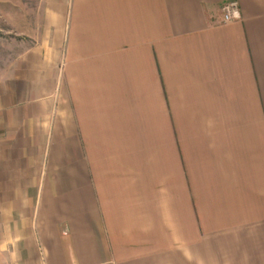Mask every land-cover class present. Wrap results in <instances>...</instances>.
Returning <instances> with one entry per match:
<instances>
[{"label":"crops","instance_id":"crops-1","mask_svg":"<svg viewBox=\"0 0 264 264\" xmlns=\"http://www.w3.org/2000/svg\"><path fill=\"white\" fill-rule=\"evenodd\" d=\"M226 1L36 4L0 68V264H264V0Z\"/></svg>","mask_w":264,"mask_h":264},{"label":"rangeland","instance_id":"rangeland-1","mask_svg":"<svg viewBox=\"0 0 264 264\" xmlns=\"http://www.w3.org/2000/svg\"><path fill=\"white\" fill-rule=\"evenodd\" d=\"M39 2L42 8L51 0H0V68L14 55L10 54L11 51L19 46L21 26L33 28L37 14L35 8ZM44 13L48 12L40 9V19ZM28 43L31 44V39H28Z\"/></svg>","mask_w":264,"mask_h":264},{"label":"built area","instance_id":"built-area-1","mask_svg":"<svg viewBox=\"0 0 264 264\" xmlns=\"http://www.w3.org/2000/svg\"><path fill=\"white\" fill-rule=\"evenodd\" d=\"M222 23H230L241 19V11L238 1L230 0L223 3L221 7Z\"/></svg>","mask_w":264,"mask_h":264}]
</instances>
